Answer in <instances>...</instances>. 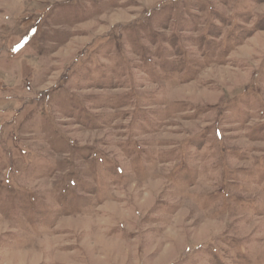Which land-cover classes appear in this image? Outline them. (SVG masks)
Instances as JSON below:
<instances>
[{
    "label": "rangeland",
    "instance_id": "1",
    "mask_svg": "<svg viewBox=\"0 0 264 264\" xmlns=\"http://www.w3.org/2000/svg\"><path fill=\"white\" fill-rule=\"evenodd\" d=\"M0 264H264V0H0Z\"/></svg>",
    "mask_w": 264,
    "mask_h": 264
}]
</instances>
